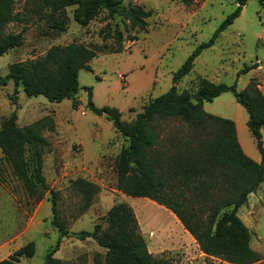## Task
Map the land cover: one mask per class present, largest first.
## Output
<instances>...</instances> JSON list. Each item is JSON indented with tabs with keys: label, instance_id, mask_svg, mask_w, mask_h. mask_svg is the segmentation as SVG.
I'll return each instance as SVG.
<instances>
[{
	"label": "rangeland",
	"instance_id": "obj_1",
	"mask_svg": "<svg viewBox=\"0 0 264 264\" xmlns=\"http://www.w3.org/2000/svg\"><path fill=\"white\" fill-rule=\"evenodd\" d=\"M89 1L13 0L17 17L4 31L21 32L22 42L0 56V75L7 73L10 63L34 59L56 44L81 42L99 52L89 61L91 69L78 71L76 107L71 98L49 101L41 94L26 95L21 87L13 91L11 80L0 85V121L15 110L18 126L30 125L46 140L42 172L49 189L58 192L56 205L68 230L58 240L59 232L51 223L49 190H43L39 200L28 195L0 149V259L33 241V255L22 257L20 263L45 264L46 253L58 241L53 252L58 264H107L104 247L91 237L77 238L74 232L90 231L95 224L105 228L109 208L124 202L152 256L174 264H233L206 257L169 209L116 188V157L127 140L104 114L94 113L88 101L98 107L114 106L121 120L131 122L144 104L173 84V73L197 45L212 36L235 9L236 0H120L124 7L139 5L149 11L145 30L105 9L80 24L77 17H83ZM118 45L120 49L113 51ZM246 66L251 67L240 72ZM201 79L235 83L236 89L254 79L264 94V0H247L242 5L232 23L195 56L190 70L177 82L178 91L193 96ZM203 109L233 120L243 152L260 161L247 126L248 114L230 91L204 101ZM158 130L167 147L168 138L181 136L184 127L169 119ZM76 178L98 186L85 209L80 208L81 194L72 187ZM237 214L250 230V246L260 254L253 264H264V182L248 194Z\"/></svg>",
	"mask_w": 264,
	"mask_h": 264
},
{
	"label": "trees",
	"instance_id": "obj_2",
	"mask_svg": "<svg viewBox=\"0 0 264 264\" xmlns=\"http://www.w3.org/2000/svg\"><path fill=\"white\" fill-rule=\"evenodd\" d=\"M246 1L236 0L235 9L225 16L212 36L197 45L173 73V84L144 104L131 122L121 120V113L114 106L98 107L88 101L91 110L104 114L127 140L116 157V188L132 197L149 198L169 209L206 257L233 264H253L260 259V254L249 244L250 230L237 210L264 180V94L254 79L242 89H236L235 83L201 79L193 96L186 90L178 91L177 82L190 70L195 56L210 46L218 33L239 15ZM12 4L13 0H0V56L22 42L21 32L4 31L6 24L17 17ZM99 9L128 19L132 27L146 29L149 11L139 5L124 7L120 0H90L87 11L77 21L85 25ZM119 49L120 45L113 51ZM98 52L97 47L75 41L52 45L34 59L10 63L7 73L0 75V85L11 80L13 91L21 87L26 95L41 94L49 101L71 98L76 107L78 71L91 69L89 61ZM226 91L234 95L248 114L247 126L261 154L260 161L243 152L233 120L203 109L204 101H211ZM9 95L11 99L15 96ZM16 119V111L12 110L0 121L1 152L28 195L39 200L43 190H49L51 223L59 232V240L68 235V230L56 205L58 192L49 189L42 172L46 140L34 127L18 126ZM169 119L178 120L184 132L168 138L165 147L158 129L161 122ZM72 187L81 194V209L89 205L98 190L97 185L83 178L74 179ZM107 219L105 228L95 224L90 231L74 232L77 238L91 237L104 247L107 264H174L148 252L126 203L113 204ZM57 247L58 241L46 253L45 264L59 263L53 257ZM33 253L34 242L29 241L0 259V264H21L22 257H31Z\"/></svg>",
	"mask_w": 264,
	"mask_h": 264
},
{
	"label": "crops",
	"instance_id": "obj_3",
	"mask_svg": "<svg viewBox=\"0 0 264 264\" xmlns=\"http://www.w3.org/2000/svg\"><path fill=\"white\" fill-rule=\"evenodd\" d=\"M262 182H264V180H263ZM259 187H260V184H259ZM14 250H15V249H14ZM14 250H13V251H14ZM7 256H8V255H7ZM7 256H6V257H7Z\"/></svg>",
	"mask_w": 264,
	"mask_h": 264
}]
</instances>
